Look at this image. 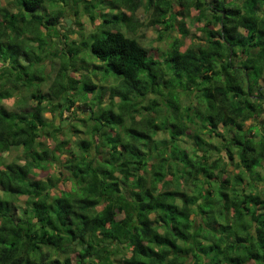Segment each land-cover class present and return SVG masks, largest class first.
Returning a JSON list of instances; mask_svg holds the SVG:
<instances>
[{"label":"trees","instance_id":"trees-1","mask_svg":"<svg viewBox=\"0 0 264 264\" xmlns=\"http://www.w3.org/2000/svg\"><path fill=\"white\" fill-rule=\"evenodd\" d=\"M18 1L23 9L16 13L0 9V264H264V0H147L153 17L143 26H160L159 39L174 27L170 14L177 5L187 17L184 6L192 1L197 21L205 22L199 44L184 49L175 37L162 58L123 31L143 0L115 3L125 27L94 36L90 47L101 62L96 67L123 76V88H113L110 97L103 88L97 96L101 127L90 129L79 151L44 113L53 104L61 110L59 122L71 118L81 106L73 98L62 103V95L81 82L87 92L99 83L84 68L77 69L81 78L71 77L63 65L50 93L40 89L49 76L30 72L23 39L40 29L26 13L45 0ZM103 14L100 23H114ZM64 15L50 16L48 26ZM183 24L184 39L190 32ZM182 88L202 100L185 108L178 138L147 147L156 142L147 130L161 125L153 116L137 120L138 114L163 116L171 109L179 122L185 116L174 97ZM132 93L154 98L140 108ZM12 98L11 109L1 102ZM126 119L145 125V131L129 130L143 140L116 129ZM189 130L194 149L179 139ZM170 157L181 165L183 183L165 180ZM51 167L55 174L36 176ZM67 182L70 188L61 189Z\"/></svg>","mask_w":264,"mask_h":264},{"label":"rangeland","instance_id":"rangeland-1","mask_svg":"<svg viewBox=\"0 0 264 264\" xmlns=\"http://www.w3.org/2000/svg\"><path fill=\"white\" fill-rule=\"evenodd\" d=\"M118 2H122V0H80L77 3H74V1L72 0H45L43 5L36 9L33 13H26V21L34 20V22L41 25L42 22H38L40 20L37 21L33 19V17L39 16L43 19V26H40V29L35 31L34 33L25 36L23 41L24 49L32 56V59L29 58V60L32 61L30 72L35 71L50 77H47V81L45 83L41 82L40 84H38L40 89L44 93H50V91H47V86L49 85V83H52V78L55 76L56 71L58 72V69L63 65H67L68 73L69 75H71V77L81 78L82 74L78 73V70L79 68H84V73L87 74L95 83H99L97 84L98 86L91 91L92 93L84 91L83 82H81L77 87H75V89H69L62 95V99H60L62 103H64L65 99L73 98L74 100H76V103H79L78 105L81 106L80 108L77 106V108L79 109H75V111H77L69 119H63L61 120V122H59L58 115L61 110L59 109V111L57 112L56 110H54L53 104H47L44 118L47 121L52 120L53 118L56 122L55 124L62 128L63 133L61 134L65 139H69L71 143H74L73 149L76 150L79 149L78 146L80 140L90 138L89 136L91 128H94L96 126L101 127V120H99L95 111L98 107L97 96H102L103 88H105L106 97L111 96L110 93L113 88H123V76L114 74L113 72H108L104 68L102 69L96 67V65H101V62L92 53L90 47V43L92 42L94 36L102 37L106 34V32L110 30H123V28L125 27V23L123 21H118L121 13H117L119 12V10L113 7L114 4H117ZM3 7H8L9 10L14 13L18 12V10L23 9L18 0H0V9H2ZM86 7L89 9H87ZM186 7L187 12L190 13V16L187 17L181 14L182 9L180 5L174 7V11H171L170 14V16H173L174 14L176 15V20L172 21L174 27L171 28L172 31L171 29L168 32L165 31L163 33V38L159 39L160 26H143V23L146 24L147 22L151 21L153 17V10H149L147 0H143V3L141 4L139 11L137 12V16L132 17V19L130 18V23L129 25H127L128 27L126 26L127 32L126 30L123 31L127 36L136 37L138 42L149 50L152 57H161L162 53H164L171 47V44L175 37H181L184 42V49L187 46H191L192 44H199L205 37V31H203L205 22L197 21L196 15L198 12L195 11L192 1H189V3L184 6V8ZM88 10L95 16V21L91 20L89 15L91 13L88 12ZM59 11H62L65 14L64 17L61 18L60 23L55 26H48L49 24L46 22L48 18ZM103 13H109L108 16L110 15L109 18H113L114 23H100L102 22L101 17L105 15ZM1 14L2 12L0 13V20L2 19ZM114 15L117 16V20L114 18ZM184 21L185 26H187V29L190 32V35L183 39L180 34V28L184 26ZM38 24H35L34 26H37ZM36 58L40 60L36 61ZM21 60L24 64L29 63V61L26 60L25 56H22ZM163 66L167 68L166 62L163 64ZM73 67L76 68V71L73 70ZM64 68L65 67H63L61 70H63ZM261 82H263L264 85V79ZM185 92L188 91L183 90L182 88V91H180V95L178 93H175L178 95H175L174 97L180 99L179 104L181 103L180 106L184 116L188 112L187 109L185 110L187 106L195 107L198 100H202L199 99L200 95L197 91H194L190 94H185ZM25 94H28V92L23 91L20 97L23 98ZM131 98L132 100L135 99L134 93L131 94ZM153 98L154 95L149 94L141 99L136 98L135 102H139L138 107L140 108L147 107L151 103V100ZM15 99L16 98H12L3 100L1 102H3V104H5L7 108L11 109L14 106L13 103L15 102ZM158 99L162 100V97L158 96L157 100ZM108 100L109 99H106L102 103V106L107 104ZM116 100L119 101V98H116ZM46 101L50 102L49 96L48 99L46 98ZM66 107L67 105L63 104L61 108L65 109ZM65 115L67 116V113H65ZM94 116L97 120H95ZM152 116L155 117L156 125H161V128H159L160 130L158 131L154 127H152L149 128V130H147L146 132L156 140L155 143L150 142L147 146H151L150 148L153 149L155 148V144L160 143L161 145H163V143L171 141L172 136L178 138L181 131L184 129V125L187 119V116H185L183 119L177 122V120H175L173 110L168 109L164 112L163 116H156V113H153V111L151 112L149 110H144L143 113L138 114L137 120L141 119L140 117ZM75 117L79 118V120L73 119ZM251 123L252 122H248V124ZM167 124H169V126L165 127L167 126ZM75 129L83 131H86V129L88 130L86 132H81L78 133V135H75ZM116 129L124 130L123 134L126 136L128 134H131V136L140 137L135 132H131L129 130L134 129L136 131H145V125L133 124L129 119H126L124 124ZM116 129H113V131H110L109 133L113 134ZM126 129L127 131H125ZM175 129H177L178 131L175 132ZM188 133H191V130L187 132V135L180 136L179 139L181 141V144L187 149H194L196 147L194 139H192V136ZM140 139L143 140L144 137L141 136ZM14 151L15 150H13L12 152ZM170 151L173 150L170 149ZM169 162L172 164V170L169 171V169H166V172L164 173L165 180H167L169 183H183L184 178H182L180 172H178V170L176 169V167H181V165L177 166L176 161L171 157ZM230 169L232 170L233 166H230ZM54 170L55 168L51 167L47 171H39L35 174L39 178L46 179L49 174L56 173H53ZM70 186V182H67L66 184H60L61 189H69ZM190 187H193L192 184L190 185ZM259 187L260 189H263L261 188V185H259ZM190 189L191 188L188 187V190H186V192L189 193ZM55 192H59V190L57 189L55 190ZM24 199L25 197H22L19 201V204L21 206H24Z\"/></svg>","mask_w":264,"mask_h":264},{"label":"clouds","instance_id":"clouds-1","mask_svg":"<svg viewBox=\"0 0 264 264\" xmlns=\"http://www.w3.org/2000/svg\"><path fill=\"white\" fill-rule=\"evenodd\" d=\"M19 11V10H18ZM45 24V23H44ZM40 25V24H39ZM40 26H43V23L40 25Z\"/></svg>","mask_w":264,"mask_h":264}]
</instances>
